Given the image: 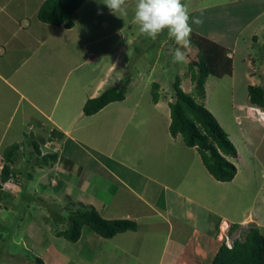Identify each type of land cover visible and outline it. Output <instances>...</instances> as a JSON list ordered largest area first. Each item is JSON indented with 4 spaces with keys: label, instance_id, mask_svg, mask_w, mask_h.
Instances as JSON below:
<instances>
[{
    "label": "crops",
    "instance_id": "crops-1",
    "mask_svg": "<svg viewBox=\"0 0 264 264\" xmlns=\"http://www.w3.org/2000/svg\"><path fill=\"white\" fill-rule=\"evenodd\" d=\"M43 1L35 0L34 10L30 12L26 5L16 10L11 8V0H0V153L4 156V151L10 144L20 143L21 157L27 150L30 152L33 149L30 142L36 140L42 152L58 155L45 166L36 165L41 179L44 174L49 177V180L46 178L42 183L39 182L42 187L46 186L44 181L49 183L53 179V184H56L53 189L60 194L57 196L68 198L73 205L71 210L95 208L107 219L134 220L137 229L119 232L108 238L85 226L76 242L67 238L61 241L59 238L63 236L56 233L52 235L50 232L51 235L49 233L43 238L42 243L38 244L35 240V248L41 258L39 263L142 264V244L147 239L151 247L146 250L145 257L154 259L155 264H211L223 243L221 237L225 234L233 236L236 231L249 224H255L264 233V122L261 121L256 130L253 126L228 128L220 122L238 150L237 157H229L237 166L236 176L231 181L216 179L205 166L197 148L187 146L195 150L194 159L204 166L206 175H202L207 180L205 185L215 184L214 193L207 191L208 187L180 189L176 184H170L166 178L167 169L155 174L146 172L142 162V159H146L143 150L139 155L128 152L129 155L117 156L114 153L115 147L127 133L129 124L135 120L139 105L120 107L121 115L117 118L115 128L112 126L117 134L111 138L108 124L103 123L114 102L122 104L126 102V98L111 102L95 114L86 115L84 112L86 101L102 93L106 77H110L108 72L113 70L112 65L107 67L105 76L90 92H84L79 87L73 89L75 85L69 86L72 78L67 72L71 68H66L69 63H64L65 67H58L53 63L48 68H45L46 65L30 63L38 50L36 46L34 50L30 45L31 34L43 35L34 39L35 45H46V42L66 45L64 41L76 28V24L72 28H66L41 21L38 11ZM262 13L253 17L247 25L256 19L261 20ZM257 25H263V22H258ZM67 31L69 34L65 33ZM87 43L91 45L92 41ZM234 49L235 45L232 52L228 49L233 59ZM88 55L96 58L86 60L88 64L101 63L102 58L94 49L89 50ZM32 69L35 71L33 76L30 72ZM36 73L40 76H34ZM63 77L65 79L61 80ZM171 100V95L168 98L162 93L158 102L153 101L156 116H153L155 122L147 124L150 129L158 126L161 115L170 125ZM251 105L248 96L247 102L240 103L237 111H245L246 118H249L252 113L247 107ZM134 124V130L139 132L136 137L142 138V116ZM167 133L165 136H156L153 131L146 138L154 142L160 137L162 146L164 142L173 145L175 140H180V143L181 140L184 141L181 135L174 137L170 130ZM192 154L195 153H189L187 157L195 162L190 158ZM253 158L257 162H251ZM44 167H48V172H44ZM176 168L179 169L177 166ZM176 168L172 165V169L176 171ZM16 178L17 174L12 178V183L22 187L19 184L23 182ZM28 179L31 180L32 177L29 176ZM27 182L23 183L24 187L19 193L26 200L28 189H31L28 188L30 183L26 185ZM210 214L216 215L217 220L210 221ZM142 219L148 220L147 233L151 236L141 233ZM233 224H239V227L231 234L230 227ZM161 225H166L168 233L162 240L164 246L160 254L151 237H154L152 231ZM186 227L192 229L189 236H185ZM174 231L179 233L176 249L173 246L174 250L169 251ZM40 238L42 235L38 232L36 239ZM151 260L150 264H153Z\"/></svg>",
    "mask_w": 264,
    "mask_h": 264
},
{
    "label": "rangeland",
    "instance_id": "rangeland-1",
    "mask_svg": "<svg viewBox=\"0 0 264 264\" xmlns=\"http://www.w3.org/2000/svg\"><path fill=\"white\" fill-rule=\"evenodd\" d=\"M182 2L188 6L190 18L199 16L203 19L201 26L191 25L192 32L207 36L212 41L226 46L231 52L234 45L236 46L233 53L235 55L234 73L222 78L210 75L206 81L205 97L200 98L198 96V101L204 102L218 121L228 128H240L242 126L250 128L253 126L256 130V127H259L261 123L257 112L254 111L249 115V118H246L245 111H237V108L240 103L245 104L247 102L250 84L264 86V0H182ZM24 5L32 12L36 2L35 0H11V8L13 9H21ZM134 7L135 0H126L125 12L114 14L110 12L102 0H86L77 10L78 20L71 36L65 37L66 34H69L68 31L64 34V38H66L64 44L66 45H55L52 42H46V45H35L34 39L43 37V35L31 34L30 45L34 50L36 47L38 50L33 59L31 58L30 63L35 62L39 66L46 65L45 68L50 67L53 63L58 67L62 65L65 67L66 64L64 63H69L66 66V68H71L67 71L69 77H72L71 79L68 78L70 79L69 86L75 85L73 89L79 87L84 92H90L98 81L105 76L107 67L112 65L113 70L108 72L110 77H106L107 82L102 86L101 92L110 86H124L127 91V100L122 104L114 102L108 110L106 120L104 119L106 122L104 121L103 124H108L110 138L117 134L113 127L115 128L117 118L120 117L119 114L121 115L120 107L139 105L137 114L133 115L135 120L129 124L127 133L114 149L115 155L126 156L129 155L128 152L139 155L143 150L146 159H142V162L146 172L155 174L160 170L167 169L166 178L170 184H176L180 189L208 187L207 191L214 193L215 184L208 183L205 185L207 180L202 175H206L204 166L194 159L196 155L194 149L188 148L182 140L181 143L180 140H175L173 145L164 142L163 146L162 140H160L162 138L159 137L157 140V135L165 136V133L168 134L169 124H167L166 118L164 120L161 115V121L153 130L147 125L155 122L153 116H156L153 110L152 97L154 82H160L162 86L160 91L168 98L174 93L173 86L176 77L180 78L181 86L186 92L193 94L196 91V84L191 79L189 61L199 58L200 48L190 35L191 43L186 49L185 61L174 63L169 55V49L177 47L175 42L168 39L166 31L161 33L156 40L141 35L138 26L133 23ZM99 12L102 14H98ZM261 13L263 14L261 20L256 19L247 25L253 17L260 16ZM189 22L191 23V19ZM258 22H263V25H257ZM245 27H247L246 30L240 33ZM90 41H92L91 45L87 43ZM91 49L100 54L101 63L88 64L86 62L91 58L92 60L96 59L88 55ZM30 72L32 76L35 73L33 69ZM34 76L40 75L36 73ZM64 79L65 77L61 80ZM66 84L68 83L66 82ZM236 115H240V117H236ZM141 116L144 123L143 130H141L143 134L142 138H138L136 135L139 132L134 130V123H138ZM153 131L156 134L154 142L150 138H146L149 132L152 133ZM163 132L165 133L163 134ZM164 140L166 141V138ZM134 141L136 145H134ZM139 141L141 143H138ZM5 147L6 145L3 148ZM189 153H195L190 158L196 163L187 157ZM40 158L41 156L36 153L30 154L27 150L26 154L21 155L17 165H15L16 169L20 171L21 181L23 183L28 181L26 185L30 183L28 188L31 189H28L29 194L26 195L28 200L23 194L19 195L24 187L23 183L19 184L22 187H17V183H15L16 185L12 183V178L7 182H3L0 178V183L3 185L0 192V264H40L38 259L41 258L35 248V240L38 244L39 242L42 243L43 238L50 232L52 235L57 234L60 229L66 227L70 220V208L73 205L68 198L57 196L60 194H58L59 191L53 189L56 185L53 184V179L49 183L44 181L45 187L39 184L46 178L49 180L45 174V178L42 177L43 179H41L39 168L35 165L36 170L34 167V163ZM3 162L4 156L1 154L0 172ZM251 162L257 161L253 158ZM172 165L175 168L176 166L179 167V169L176 168L175 171L172 169ZM43 170L48 172L49 169L44 167ZM167 173L172 175L169 176ZM29 176L32 177L31 180L28 179ZM10 181L11 184H9ZM5 193L9 194L5 196ZM80 205L82 206V204ZM215 220H217L216 215L210 214V221ZM147 221V219H142L141 233L145 236H151L147 233L149 232ZM162 225L152 231L154 237H151L154 240V246L157 247L156 251L160 254L164 246L162 240L168 233L166 225ZM250 226V224L243 226L231 238L243 240ZM184 230H186L185 236H189L192 229L186 227ZM38 232L42 235L40 239H36ZM155 235H159V237H155ZM178 236L177 231L171 234L169 251L176 249ZM221 238L223 240V236ZM59 240L67 239L63 236ZM142 245L144 255V258L141 259L142 264H150L151 259L145 256L146 250L151 245L147 239ZM151 262L155 264L154 259Z\"/></svg>",
    "mask_w": 264,
    "mask_h": 264
},
{
    "label": "trees",
    "instance_id": "trees-1",
    "mask_svg": "<svg viewBox=\"0 0 264 264\" xmlns=\"http://www.w3.org/2000/svg\"><path fill=\"white\" fill-rule=\"evenodd\" d=\"M86 0H44L38 11V18L56 26L72 28L76 24L77 10ZM191 38L200 48L197 59L189 61L191 79L196 84L193 94L186 92L181 86V80L176 77L170 101L171 122L169 130L172 136L181 135L189 147H196L209 172L220 181H231L237 173L236 164L229 157H237L238 150L229 133L218 121L216 116L203 103L198 101L205 97L206 81L210 75L224 77L232 75L234 59L229 55L226 46L212 41L207 36L197 32L191 33ZM160 82H154L152 97L158 102L162 92ZM126 88L115 85L106 88L96 97L89 98L84 105L86 115H92L114 101L126 98ZM198 94V95H197ZM249 100L252 104L264 107V86L250 84L248 86ZM166 96V95H165ZM33 149L30 154L41 156L34 165L45 166L57 158L56 153L42 152L39 142H30ZM20 143L8 146L4 151V162L0 178L7 182L17 174L21 181L19 170H16ZM211 152V154L209 153ZM22 182V181H21ZM25 182V181H24ZM3 185L0 183V192ZM69 222L57 234L70 241L79 240L85 226L105 237H113L119 232L137 229V223L131 219H107L95 208L88 210H71ZM239 224L230 227L232 234ZM41 259H38V261ZM211 264H264V233L256 225H251L245 238L234 239L232 247L222 243Z\"/></svg>",
    "mask_w": 264,
    "mask_h": 264
},
{
    "label": "clouds",
    "instance_id": "clouds-1",
    "mask_svg": "<svg viewBox=\"0 0 264 264\" xmlns=\"http://www.w3.org/2000/svg\"><path fill=\"white\" fill-rule=\"evenodd\" d=\"M102 2L114 14L125 12L126 0H102ZM133 23L138 26L141 35L152 40H156L161 33L166 31L168 39L173 40L177 45L176 48L169 49V55L174 63H181L185 61L186 49L191 43L190 35L193 31L191 25L199 27L203 24V19L199 16L190 18L189 8L182 0H135ZM263 108L254 104L247 107L250 113L256 111L259 119L264 122V118L261 117L264 116ZM226 235L229 234L223 236L225 243ZM231 240L233 241L232 238Z\"/></svg>",
    "mask_w": 264,
    "mask_h": 264
},
{
    "label": "built area",
    "instance_id": "built-area-1",
    "mask_svg": "<svg viewBox=\"0 0 264 264\" xmlns=\"http://www.w3.org/2000/svg\"><path fill=\"white\" fill-rule=\"evenodd\" d=\"M261 117H263V116H261ZM263 118H264V117H263ZM225 240H226L227 245H228L229 247H232V243H233V241L231 240V238H230L229 235H226V236H225Z\"/></svg>",
    "mask_w": 264,
    "mask_h": 264
},
{
    "label": "water",
    "instance_id": "water-1",
    "mask_svg": "<svg viewBox=\"0 0 264 264\" xmlns=\"http://www.w3.org/2000/svg\"><path fill=\"white\" fill-rule=\"evenodd\" d=\"M211 154V152H209Z\"/></svg>",
    "mask_w": 264,
    "mask_h": 264
},
{
    "label": "bare ground",
    "instance_id": "bare-ground-1",
    "mask_svg": "<svg viewBox=\"0 0 264 264\" xmlns=\"http://www.w3.org/2000/svg\"><path fill=\"white\" fill-rule=\"evenodd\" d=\"M223 229V228H222Z\"/></svg>",
    "mask_w": 264,
    "mask_h": 264
}]
</instances>
